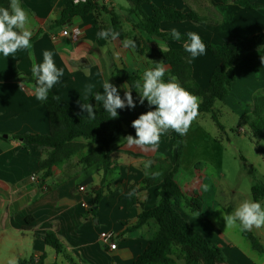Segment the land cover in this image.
<instances>
[{
	"label": "crops",
	"instance_id": "0c3cea01",
	"mask_svg": "<svg viewBox=\"0 0 264 264\" xmlns=\"http://www.w3.org/2000/svg\"><path fill=\"white\" fill-rule=\"evenodd\" d=\"M97 1L121 16L125 39L136 38V43L148 47L149 51L139 55L124 48L119 38H99V26L111 22L105 12L91 13L86 17L64 16L65 10L77 4L76 0H20L30 17L27 27L33 33L30 51L35 61L41 63L43 52L52 51L57 68L64 72L60 82L50 91L69 104L80 117L87 115L80 106L81 102L87 103L97 92L103 94L105 80L109 79V83L117 87L121 98L125 93L123 87L131 90L128 84L116 80L117 70L126 69L130 74H138L142 80L146 69L162 62L159 53L177 50L190 59L184 51V43L165 42L135 29L137 20L129 14L131 5L128 0L129 6L123 5V0ZM149 1L150 4L143 6L148 15L152 12L151 5L167 6L201 19L163 22L161 30L165 33H170L173 28L181 34L195 32L216 45L264 33V8H246L237 0L227 3L222 0ZM243 1L264 6V0ZM75 29L83 30L78 40L72 36ZM67 30L69 35L63 36ZM191 65L194 80L202 89H207L220 61L206 48L204 54L191 60ZM31 67L29 50L18 51L14 58L0 54V264H9L12 259L18 264L19 259L41 255H46V264H71L45 243L43 237L47 233L55 234L77 264H133L159 229L158 223L150 220L137 230H129L137 224L139 215L154 208L159 200L160 186L142 188L144 164L148 160L154 163L160 159L175 164L173 134L163 135L159 148L147 153L129 147L127 143L114 144L111 147L112 166L106 174L99 164L82 165V160L99 145L81 140L84 147L80 151L58 162L49 177L33 182L31 177L40 171L41 162L50 150L28 147L17 137L49 135L50 123L45 101L34 95L36 81ZM165 68L167 73L169 67ZM21 82L23 88H19ZM256 98L264 103V47L248 54L239 63L236 81L225 100L217 101L221 103L220 108L214 106V110L220 113L226 109L227 114L247 119L253 113L247 107ZM133 99L136 102L134 110H140L138 99ZM126 109L128 107L117 111L120 113ZM204 118V114L198 115L192 125H200L198 120ZM183 140L185 152V135ZM80 187L85 191H80ZM97 189H103V197L97 212L92 213ZM132 190L136 194L129 197ZM83 204L87 207L84 208ZM182 214L202 234L211 233L213 242L210 243L223 247L225 251L229 240L216 229L208 232L207 228L212 229V224L203 214L198 217L197 213L189 211ZM105 231L116 234L117 250L111 251L102 243L100 234ZM189 249L174 242L170 255L173 264H204L198 253ZM226 258L228 263L229 258ZM235 260L238 264H250L249 259L241 256H235Z\"/></svg>",
	"mask_w": 264,
	"mask_h": 264
},
{
	"label": "trees",
	"instance_id": "16d2710c",
	"mask_svg": "<svg viewBox=\"0 0 264 264\" xmlns=\"http://www.w3.org/2000/svg\"><path fill=\"white\" fill-rule=\"evenodd\" d=\"M228 1L222 0L224 3ZM9 2L10 0H0V7H8ZM128 2L131 5L129 14L137 20V23L134 24L135 29L141 30L150 37L160 38L165 42L176 41L185 43L188 37L187 33L181 34L180 40H174L170 33H165L161 30L163 22L201 21L195 14H185L167 6L156 7L151 5L152 12L148 15L145 13L143 6L150 4L149 0H128ZM237 3L246 8H264V6L251 5L243 0H237ZM99 12H105L111 17V22L108 25L99 26L100 31L111 28L119 32V39L125 40L121 16L114 9L100 4L97 0H86L75 4L73 8L65 10L63 15L66 17H86L91 13ZM108 39H111V37ZM201 39L212 56L220 61V65L213 71L210 86L207 89H202L194 80L191 62H189V58L184 52L170 50L165 53H159V57L163 64L169 67V71L165 74V80H168L170 76H175L185 89L202 99L199 104V115L211 114L216 125L223 129L218 114L214 110L215 103L224 101L227 97L233 83L236 81L239 63L248 54L264 47V33L246 40L228 41L221 45L209 43L202 37ZM130 49L139 55L149 51L148 47L139 43H136L135 48ZM115 78L120 83L128 84L133 97L139 101V94L133 87L135 81L141 79L138 74H130L126 69H122L116 71ZM87 102L94 107V119H90L88 114L85 117L78 116L69 104L49 91L45 107L49 117L50 134L17 137L22 139L28 147L37 146L50 150L47 158L40 165V170L44 171L42 178L49 177L58 162L80 151L84 147L81 140L99 145L97 150L82 160V165L89 167L99 164L104 174H106L112 166L111 147L114 144L127 143L124 139L126 136H135V129L131 126L132 121L138 118L140 114L148 110H154V106L150 108L147 101H145L143 105L139 103L140 110L136 111L128 108L120 112L118 118L112 119L103 109L102 104L95 101L94 96ZM255 130L257 134H262L263 128L257 127ZM170 132L173 134L175 164L162 159L151 164L148 172L150 174L158 172L161 175L157 178H152L151 175H144L142 188L148 189L160 186L159 200L154 208L143 211L138 217L137 224L129 230H137L150 220H155L159 229L150 240L146 250L133 264H173L174 261L170 258V255L174 242L200 254L204 264H222L226 261L222 247L210 243L206 236L196 230L182 214L184 213L183 203L197 212L201 211V204L197 199H188L176 179L184 152V140L183 136L174 131L167 133ZM95 193L94 207L90 210L92 213H96L98 210L103 197V189H97ZM252 193L255 201L258 202L260 199H264V183L254 185ZM244 234L255 250L263 252V247L257 237L249 232ZM43 240L57 254H62L71 264H77L66 253L64 246L54 233H47ZM46 258V255L32 256L28 259H19L18 264H46Z\"/></svg>",
	"mask_w": 264,
	"mask_h": 264
},
{
	"label": "clouds",
	"instance_id": "9594fccd",
	"mask_svg": "<svg viewBox=\"0 0 264 264\" xmlns=\"http://www.w3.org/2000/svg\"><path fill=\"white\" fill-rule=\"evenodd\" d=\"M29 19V13L21 6L20 0H10L8 7H0V54L14 58L18 51L29 50V56L32 59L31 72L36 81L34 95L36 99L46 101L49 91L60 82L64 72L63 69L57 68L52 51L43 52L41 63L35 61L30 51L33 33L27 27ZM119 35V32L111 28L97 33L101 39L111 37L112 40H116ZM170 35L174 40L181 39V33L175 28L171 30ZM187 37L183 48L189 54V62H191L206 52V45L195 32H188ZM122 45L126 49L135 48L136 41L125 39ZM166 71L162 62L155 63V67L146 69L142 80L135 81L133 85L139 94V103L143 105L147 101L150 108L154 106V110H148L132 121L131 126L135 129V136L128 135L124 138L129 147H136L146 153L156 151L164 134L174 131L181 136L186 135L199 115L200 98L185 89L175 76H170L165 81ZM23 87L24 84L21 82L19 88ZM102 87L103 94L97 92L94 98L97 103L102 104L110 118H118V109L136 107L132 91L128 88L123 87L125 93L124 98H121L117 87L109 83V79L103 82ZM80 106L90 119L95 118L93 105L81 102ZM151 164V160L145 162V176L151 175L152 178H157L161 173L148 172ZM135 194V190H132L128 196ZM199 215L200 212L197 213V217ZM223 219L226 222V228L238 227L241 231L260 229L264 227V206L260 202L245 199L231 214H223ZM9 264H17V262L12 259L9 260Z\"/></svg>",
	"mask_w": 264,
	"mask_h": 264
},
{
	"label": "rangeland",
	"instance_id": "374dc122",
	"mask_svg": "<svg viewBox=\"0 0 264 264\" xmlns=\"http://www.w3.org/2000/svg\"><path fill=\"white\" fill-rule=\"evenodd\" d=\"M121 3L129 6L127 0ZM220 105L217 102L215 107L219 109ZM247 108L253 110L247 119L227 114L226 109L220 113L215 110L223 129L210 114H204L203 121L198 120L200 125L193 124L185 135V152L176 175L185 196L200 202V213L212 224L208 232L216 229L229 240L223 251L229 262L222 264H238L235 256L249 259L250 264H264V227L241 231L238 227L226 228L223 219V214H231L243 200L255 201L252 187L264 183V103L256 98ZM257 127L263 128L261 135L255 132ZM241 128L244 132L239 131ZM258 202L264 206V199ZM183 206V211L199 213L184 203ZM245 232L258 238L263 252L252 247ZM206 234L209 242H213L211 233Z\"/></svg>",
	"mask_w": 264,
	"mask_h": 264
},
{
	"label": "built area",
	"instance_id": "2783aa9c",
	"mask_svg": "<svg viewBox=\"0 0 264 264\" xmlns=\"http://www.w3.org/2000/svg\"><path fill=\"white\" fill-rule=\"evenodd\" d=\"M86 0H76V3H80V2H85ZM83 32L82 29H75L74 32L72 33V36L74 38V40H78L79 36L81 35V33ZM63 36H67L69 35V31H64L63 33ZM240 132H244V129L241 128L239 130ZM44 174V171H39L37 174H34L32 177H31V180L33 182H38L40 181V179L42 178ZM80 191H85V188L84 187H80L79 189ZM84 208L87 207L86 204H83L82 205ZM100 239L102 241V243L107 246L111 251H115L118 249V243H117V236L114 232H111V231H105V232H102L100 234Z\"/></svg>",
	"mask_w": 264,
	"mask_h": 264
}]
</instances>
